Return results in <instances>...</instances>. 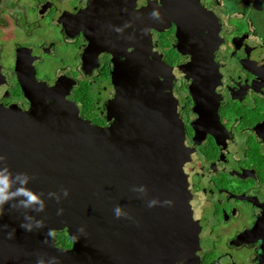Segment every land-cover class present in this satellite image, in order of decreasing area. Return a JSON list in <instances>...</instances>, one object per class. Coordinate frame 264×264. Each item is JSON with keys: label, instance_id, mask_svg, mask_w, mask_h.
<instances>
[{"label": "water", "instance_id": "1", "mask_svg": "<svg viewBox=\"0 0 264 264\" xmlns=\"http://www.w3.org/2000/svg\"><path fill=\"white\" fill-rule=\"evenodd\" d=\"M94 4L83 12L84 22ZM105 4L100 0L99 6ZM140 5L135 27L125 28L128 16H124L119 33L123 38H111L103 26L95 28L94 41L86 50L85 70L99 66L101 53L114 57L115 96L108 105L109 126L85 120L77 105L67 99L74 80L61 79L54 86L44 83L30 114H18L0 104V153L7 156L8 166L34 176L29 187L38 193H61L62 188L70 192L59 204L45 197L46 211L37 216L44 220V227L33 232L20 228L22 213L5 205L0 216L4 229L0 264H36L40 254L56 256L60 264L197 260L196 199L206 173L197 165L196 146L186 143L185 123L170 84L182 77L192 80L189 91L196 103L194 112L214 119L218 79L213 57L218 43L201 42L202 35L211 37L197 14L203 12L202 7L192 12L167 1L158 8L161 21L152 24L153 8L145 0ZM172 22L178 25V49L192 56L187 66H168L152 45V29L164 31ZM190 40L196 45L184 49L183 42L190 44ZM2 86L0 67V96ZM23 88L32 100L37 98L31 88L25 84ZM139 186H146L147 196L132 191ZM151 199L172 204L149 208ZM116 205L130 218L116 219ZM61 207L64 214L57 215ZM81 227L83 233L78 231ZM49 229L66 231L72 247H59L55 236L47 237Z\"/></svg>", "mask_w": 264, "mask_h": 264}, {"label": "flooded vegetation", "instance_id": "2", "mask_svg": "<svg viewBox=\"0 0 264 264\" xmlns=\"http://www.w3.org/2000/svg\"><path fill=\"white\" fill-rule=\"evenodd\" d=\"M95 1L0 0L3 107L30 114L44 83L54 86L61 79L74 80L67 99L85 120L99 127L110 125L114 57L101 53L99 66L85 70L86 50L94 41L95 28L103 26L111 38H123L115 29L124 25V16L127 28L135 27L142 0H117V4L102 0L103 8L100 0ZM167 1L192 12L202 7L197 14L211 37L202 35L201 42L218 43L213 57L218 79L215 107L210 102L214 119L194 112L192 80L182 77L170 84L185 123L186 143L196 146L197 165L206 173L196 199L198 258L177 264H264V0H145L153 9ZM92 3L84 22L83 12ZM177 34L174 22L164 31L152 29V45L168 66H187L192 56L178 49ZM189 42H183L184 49L196 45ZM24 84L36 99L30 98ZM207 207L212 212L206 220ZM61 233L54 235L58 246L64 244ZM206 237L212 245L204 253ZM71 247L72 243L67 248Z\"/></svg>", "mask_w": 264, "mask_h": 264}, {"label": "clouds", "instance_id": "3", "mask_svg": "<svg viewBox=\"0 0 264 264\" xmlns=\"http://www.w3.org/2000/svg\"><path fill=\"white\" fill-rule=\"evenodd\" d=\"M152 19L161 21V13L158 9H153L150 13ZM126 24L124 27H129ZM116 32L122 33V28H116ZM7 156L0 153V216L4 213L5 205L9 209L21 212L22 221L20 223V228L26 232H33L44 227V220L37 219V216L46 211V199H54L57 204L61 203L62 198L66 199L69 197L70 192L67 188H62L61 193L49 192L47 194L43 192H36L29 187V184L35 179L34 176L29 175L26 172H14L7 163ZM132 191L141 194V197L147 196L146 186L133 187ZM171 201H159L157 199H151L148 201L147 206L149 208L160 206H171ZM35 213L37 215H32ZM113 213L116 219L130 218L129 214L120 205H116L113 209ZM64 209L58 208L57 215H63ZM5 228L7 226H4ZM80 233L84 232V228L78 229ZM15 229L9 233L11 238L14 235ZM55 235V231L49 229L47 232V237L52 238ZM47 243V240H45ZM36 264H60V260L56 256H49L47 254L37 255Z\"/></svg>", "mask_w": 264, "mask_h": 264}, {"label": "rangeland", "instance_id": "4", "mask_svg": "<svg viewBox=\"0 0 264 264\" xmlns=\"http://www.w3.org/2000/svg\"><path fill=\"white\" fill-rule=\"evenodd\" d=\"M212 212V208L211 207H207L206 208V211L204 212V216H206V220L207 218L210 219V213ZM203 252L206 253V248H208V245H212V242H211V238L210 237H206V238H203ZM59 247H63V248H67L65 247V244H60Z\"/></svg>", "mask_w": 264, "mask_h": 264}, {"label": "trees", "instance_id": "5", "mask_svg": "<svg viewBox=\"0 0 264 264\" xmlns=\"http://www.w3.org/2000/svg\"><path fill=\"white\" fill-rule=\"evenodd\" d=\"M87 94V93H86ZM88 96V95H87ZM60 241L64 244H66L67 247L71 246V243L69 242V236L67 234V232H62L60 234Z\"/></svg>", "mask_w": 264, "mask_h": 264}]
</instances>
